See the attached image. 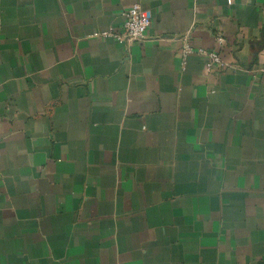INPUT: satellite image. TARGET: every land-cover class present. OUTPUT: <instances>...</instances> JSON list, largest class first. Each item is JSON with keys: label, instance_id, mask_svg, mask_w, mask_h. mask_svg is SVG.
I'll return each mask as SVG.
<instances>
[{"label": "crops", "instance_id": "obj_1", "mask_svg": "<svg viewBox=\"0 0 264 264\" xmlns=\"http://www.w3.org/2000/svg\"><path fill=\"white\" fill-rule=\"evenodd\" d=\"M0 264H264V0H0Z\"/></svg>", "mask_w": 264, "mask_h": 264}, {"label": "built area", "instance_id": "obj_2", "mask_svg": "<svg viewBox=\"0 0 264 264\" xmlns=\"http://www.w3.org/2000/svg\"><path fill=\"white\" fill-rule=\"evenodd\" d=\"M124 21L119 28L111 27L104 31L93 33V36L103 38H114L119 42L136 43L143 42L147 39V31L150 25V20L142 13L138 1L134 2L124 12ZM216 42L221 45L224 38L221 35L216 37ZM198 53L204 59V69L206 74L210 77L217 75L220 71L227 68V63L222 59L218 47L211 49H194L189 44L185 43L182 48V67L185 65L186 55L189 53Z\"/></svg>", "mask_w": 264, "mask_h": 264}]
</instances>
